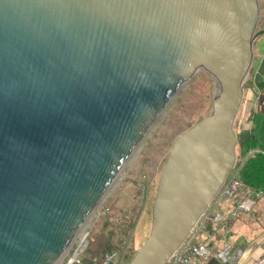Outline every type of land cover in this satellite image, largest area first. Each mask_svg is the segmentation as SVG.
Here are the masks:
<instances>
[{"label":"water","instance_id":"95a60500","mask_svg":"<svg viewBox=\"0 0 264 264\" xmlns=\"http://www.w3.org/2000/svg\"><path fill=\"white\" fill-rule=\"evenodd\" d=\"M259 19V0H0V264H55L207 72L211 110L169 149L128 263L167 264L236 165Z\"/></svg>","mask_w":264,"mask_h":264},{"label":"rangeland","instance_id":"374dc122","mask_svg":"<svg viewBox=\"0 0 264 264\" xmlns=\"http://www.w3.org/2000/svg\"><path fill=\"white\" fill-rule=\"evenodd\" d=\"M263 28L262 22L259 31H263V33L258 35L253 43L255 58L251 72L257 69L264 54ZM215 93V82L207 72H198L181 88L170 105L148 130L106 195L76 235H86L89 243L94 235L103 234L112 240L117 250L122 251L125 248V258L128 263L131 261L135 251L147 237L150 228L151 206L155 199L158 180L167 160L168 151L179 136L209 114ZM254 100V94L250 90H244V100L238 114L240 115L241 111L245 112L246 104L253 103ZM237 124L238 122L235 120L234 129L238 131ZM243 127L247 128L248 126L244 124ZM233 172L231 171L229 174L232 175ZM231 202V199L221 201L215 211L225 218L228 217L226 214L231 211ZM199 240L205 242L206 237L200 236ZM76 244L74 238L66 250L67 253L64 252L66 255L62 260L60 258L57 264H67ZM245 245L243 242L242 247ZM86 257V253L79 257L80 264Z\"/></svg>","mask_w":264,"mask_h":264},{"label":"built area","instance_id":"2783aa9c","mask_svg":"<svg viewBox=\"0 0 264 264\" xmlns=\"http://www.w3.org/2000/svg\"><path fill=\"white\" fill-rule=\"evenodd\" d=\"M236 195L237 197H235ZM263 195L264 192L261 189L243 187L237 177V171H234L232 175L228 174L222 188L211 202L209 208L202 215L186 240L174 252L167 264H205L211 257L206 244L215 242L217 233L225 225V217L215 211L220 202L227 199L232 200L230 204L231 211L227 218H235L240 212L251 211L254 207L255 199H262ZM201 235L206 237L205 242L199 240ZM75 240L77 244L67 262L69 264L80 263L79 257L83 254L88 244L86 235L81 236L78 234ZM232 247L233 244L228 245L217 253L222 264H238L240 262L243 253L242 249L234 248L231 251ZM125 251V248L122 251L111 249L98 264H128L125 258ZM251 264H264V255L253 260Z\"/></svg>","mask_w":264,"mask_h":264},{"label":"trees","instance_id":"16d2710c","mask_svg":"<svg viewBox=\"0 0 264 264\" xmlns=\"http://www.w3.org/2000/svg\"><path fill=\"white\" fill-rule=\"evenodd\" d=\"M263 72H264V57L256 73L255 72L251 73L250 70L249 78L244 83V88L253 89L251 86V83L253 82H256L259 87L264 86V81L261 79ZM203 118H201L199 121H201ZM246 120L254 122L255 126L251 128L249 127L247 129L237 128L238 131L234 129L237 138V145L235 148L236 165L234 170L237 171V177L239 181L242 183L243 187L261 189L264 192V118L260 120V116L258 113L249 110L246 116ZM259 200L264 201V195L262 199ZM257 201L255 202V204L257 203ZM152 206L150 212L151 213L150 227L152 221ZM252 210L249 212H240L237 215V217L233 219H237L238 217L246 213L248 214L253 213L254 211ZM131 221L132 219L130 218V222ZM149 232H150V228L147 237L149 235ZM147 237L145 238V240L147 239ZM112 248L117 250L116 246L109 237H106L103 234L94 235L89 240V243L83 252V254L84 253L87 254V257L83 260L82 264L100 263L106 257L109 250ZM138 250H136L135 252H137Z\"/></svg>","mask_w":264,"mask_h":264},{"label":"crops","instance_id":"0c3cea01","mask_svg":"<svg viewBox=\"0 0 264 264\" xmlns=\"http://www.w3.org/2000/svg\"><path fill=\"white\" fill-rule=\"evenodd\" d=\"M259 5V22L261 25L262 22L264 24V0H259ZM260 25L257 28V31H259ZM261 33H263V31H261ZM263 57L264 54L261 57L257 69L255 71H252L251 73L257 72ZM261 79L264 81V72L261 76ZM251 86L253 89L244 88V90H250V92L254 94L255 100L253 103L248 102L246 104L245 112L241 111L240 115L238 114L236 121L238 122L237 128L240 129H246L245 127H243L244 124L248 126V128L255 126L254 122L246 120V116L249 110L258 113L260 116V120L264 118V86L259 87L256 82L251 83ZM239 110H241V107ZM257 200L258 199H255V202ZM252 209V211H254L253 213H246L244 215H241L237 219L228 220V218H226L225 225L223 226V228L221 227L219 232L217 233L216 241L207 243L208 245H206L211 254V257L205 264H222L217 256V253L224 247L231 244H233L231 251H233L234 248H240L243 251L242 257L238 264H251L253 260L264 255V201L258 200L257 203L254 204V208ZM228 214L229 212L226 214V216H228ZM243 242H245L246 245L242 247ZM213 243L216 244L214 245Z\"/></svg>","mask_w":264,"mask_h":264},{"label":"bare ground","instance_id":"6f19581e","mask_svg":"<svg viewBox=\"0 0 264 264\" xmlns=\"http://www.w3.org/2000/svg\"><path fill=\"white\" fill-rule=\"evenodd\" d=\"M83 225H84V224H83ZM83 225L81 226V228L79 229V231H81ZM79 231H78V233H79ZM76 237H77V235H76L74 238L76 239ZM69 246H70V245H69ZM66 253H67V251H66ZM66 253H64L63 256L61 255L62 257L60 256L61 260H62V258H64V256L66 255ZM59 260H60V259H59ZM57 262H58V261H57ZM57 262H56L55 264H57Z\"/></svg>","mask_w":264,"mask_h":264}]
</instances>
